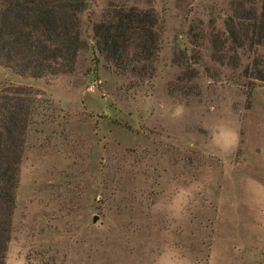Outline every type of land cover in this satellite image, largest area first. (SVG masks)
Masks as SVG:
<instances>
[{
    "label": "rangeland",
    "instance_id": "obj_1",
    "mask_svg": "<svg viewBox=\"0 0 264 264\" xmlns=\"http://www.w3.org/2000/svg\"><path fill=\"white\" fill-rule=\"evenodd\" d=\"M107 4L79 13L73 72L0 66V86L38 93L4 264H264V82L245 72L264 46L211 58L229 0H127L157 17L155 74H93Z\"/></svg>",
    "mask_w": 264,
    "mask_h": 264
},
{
    "label": "trees",
    "instance_id": "obj_2",
    "mask_svg": "<svg viewBox=\"0 0 264 264\" xmlns=\"http://www.w3.org/2000/svg\"><path fill=\"white\" fill-rule=\"evenodd\" d=\"M126 1L108 0L101 19L91 26V72L103 60L118 74L143 82L156 71L158 20L153 10L127 6ZM85 5L86 0H0V66L31 77L73 72L79 52L87 47L79 18ZM229 7L225 30H212L208 40L214 61L237 68L240 50L264 46V0H229ZM249 69L246 74L264 82V61L254 60ZM37 95L23 87L0 86V264L10 239L19 166Z\"/></svg>",
    "mask_w": 264,
    "mask_h": 264
},
{
    "label": "clouds",
    "instance_id": "obj_3",
    "mask_svg": "<svg viewBox=\"0 0 264 264\" xmlns=\"http://www.w3.org/2000/svg\"><path fill=\"white\" fill-rule=\"evenodd\" d=\"M178 114H179V110H178ZM232 135L235 136V133H233Z\"/></svg>",
    "mask_w": 264,
    "mask_h": 264
}]
</instances>
